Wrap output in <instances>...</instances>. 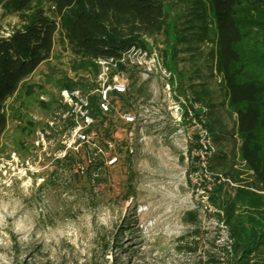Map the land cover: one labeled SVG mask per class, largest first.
I'll use <instances>...</instances> for the list:
<instances>
[{
    "label": "rangeland",
    "instance_id": "1",
    "mask_svg": "<svg viewBox=\"0 0 264 264\" xmlns=\"http://www.w3.org/2000/svg\"><path fill=\"white\" fill-rule=\"evenodd\" d=\"M16 22L7 17L0 25L8 30ZM146 43L162 49L160 40L156 46L147 38ZM77 66L55 46L51 58L4 105L8 123L0 145V264H234L223 250L231 242L227 230L215 221L208 203L214 183L209 167L221 151L235 161L233 142L224 138L227 133L206 141L204 124L193 112L176 124L173 99L163 95L159 83L152 87L137 80L131 86L129 81V98L112 99L102 126L95 119L91 138L100 149L95 158L101 168L91 179L85 167L93 146L76 145L66 164L58 166L70 128L58 120V81H93L89 71ZM186 67L179 64L181 70ZM175 85L181 96L187 83ZM211 87L219 96L214 79ZM220 102L215 99L214 116L229 131L232 119ZM129 113L136 117L132 126L121 119ZM41 128L48 132V143L36 148L34 133ZM196 208L199 222L186 224L184 213Z\"/></svg>",
    "mask_w": 264,
    "mask_h": 264
},
{
    "label": "trees",
    "instance_id": "2",
    "mask_svg": "<svg viewBox=\"0 0 264 264\" xmlns=\"http://www.w3.org/2000/svg\"><path fill=\"white\" fill-rule=\"evenodd\" d=\"M7 17L17 22L8 30L0 25V145L8 123L5 103L51 58L55 46L93 78L90 83L64 77L58 89L87 92L95 89L97 59L146 47V38L154 46L160 40L162 49H156L164 66L176 82L187 83L182 93L194 116L202 118L208 140L227 133L224 138L233 142L237 163L221 151L209 167L214 183L208 203L231 241L223 250L234 264H264V196L257 192L264 191V0H0V21ZM180 63L187 67L181 70ZM129 80L132 86L138 77L130 73ZM219 97L232 119L229 131L214 116ZM91 99L92 115L102 126L111 110L102 114L97 97ZM98 150L87 152L89 179L101 168ZM70 158L67 152L58 166ZM183 221L196 225L197 208L185 212Z\"/></svg>",
    "mask_w": 264,
    "mask_h": 264
},
{
    "label": "built area",
    "instance_id": "3",
    "mask_svg": "<svg viewBox=\"0 0 264 264\" xmlns=\"http://www.w3.org/2000/svg\"><path fill=\"white\" fill-rule=\"evenodd\" d=\"M95 64L98 67V74L95 78L94 90L86 93L80 89H63L59 92L58 106L61 109L63 108V121L69 119L70 123H72L67 131L69 139L63 141V157L69 150L79 144H86L96 148L91 138L93 134H96L91 97L96 95L99 111L102 114L108 113L111 110L113 98H121L127 95L130 73H135L138 80H141L142 83H149L152 87H154L153 83L155 82L160 84L159 88L163 95L169 100L173 99L170 110L176 124L181 123L184 115L192 116L190 108L192 104L189 97L183 95V93L181 96L176 93V81L171 72L164 66L162 58L155 47L144 48L134 45L116 58L97 59ZM121 119L129 126L134 125L136 122V117L130 113L123 114ZM196 119L203 122L200 116ZM47 135L46 129L37 130L34 133V146L36 148L45 147L48 143ZM205 135L206 141H209L207 131H205ZM257 192L264 196V191Z\"/></svg>",
    "mask_w": 264,
    "mask_h": 264
}]
</instances>
